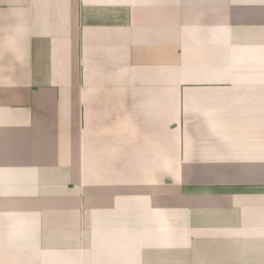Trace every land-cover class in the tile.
Returning <instances> with one entry per match:
<instances>
[{
	"label": "crops",
	"instance_id": "0c3cea01",
	"mask_svg": "<svg viewBox=\"0 0 264 264\" xmlns=\"http://www.w3.org/2000/svg\"><path fill=\"white\" fill-rule=\"evenodd\" d=\"M0 264H264V0H0Z\"/></svg>",
	"mask_w": 264,
	"mask_h": 264
}]
</instances>
